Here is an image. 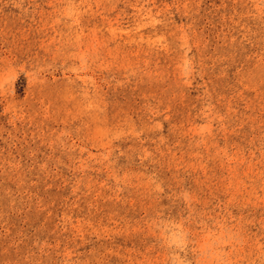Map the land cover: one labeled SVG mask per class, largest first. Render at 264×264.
<instances>
[{"label": "rangeland", "instance_id": "obj_1", "mask_svg": "<svg viewBox=\"0 0 264 264\" xmlns=\"http://www.w3.org/2000/svg\"><path fill=\"white\" fill-rule=\"evenodd\" d=\"M0 264H264V0H0Z\"/></svg>", "mask_w": 264, "mask_h": 264}]
</instances>
